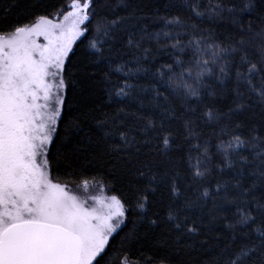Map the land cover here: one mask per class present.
Listing matches in <instances>:
<instances>
[{"label":"snow or ice","instance_id":"snow-or-ice-1","mask_svg":"<svg viewBox=\"0 0 264 264\" xmlns=\"http://www.w3.org/2000/svg\"><path fill=\"white\" fill-rule=\"evenodd\" d=\"M64 7L69 10H58L52 18L0 24V264H149L150 257L134 259L123 247L141 222L147 220L149 227L160 222L148 216L156 204L166 207L164 221L171 225L166 231L177 233V245L218 219L227 222L226 242L210 264H264V120L248 128L246 136L232 134L244 131L235 120L246 108L264 107V0H216L203 9L200 0H183L176 7L189 15L155 17L163 22L156 32L137 26L141 18L135 12L111 13L113 19L98 15V0H71ZM245 16L253 18L245 23ZM206 18L210 24L219 21L229 34L219 37L201 27ZM161 37L171 43L160 44ZM81 38L95 57L99 81L90 75L103 85L107 103L84 107L70 127L83 132L76 150L100 156L107 169L86 176L81 166L62 180L53 176L50 145L69 100V82L76 86L66 62ZM153 39L158 47H144ZM165 51L173 63L155 72L144 66L156 59L154 52ZM141 73L156 78L155 83H130ZM233 77L237 97L246 93L249 104H236L226 114L208 109V120L229 121L219 129L228 140L210 154L209 139L201 140L190 115L196 110L177 112L165 93L187 103L203 99L201 93L212 88L209 80L226 84ZM145 93L147 103L141 99ZM132 101L138 104L133 107ZM245 151L248 155L241 154ZM108 177L120 179L119 195H89L92 189L113 191ZM205 182L210 186L180 203L182 195ZM133 210L140 215L121 238L113 261V234L123 231ZM188 213L198 215L192 219Z\"/></svg>","mask_w":264,"mask_h":264},{"label":"trees","instance_id":"trees-1","mask_svg":"<svg viewBox=\"0 0 264 264\" xmlns=\"http://www.w3.org/2000/svg\"><path fill=\"white\" fill-rule=\"evenodd\" d=\"M70 0H0V24H18L29 23L34 16L49 15L50 18L57 14L58 10L65 11V5H68ZM183 0H98V15H108L109 19L114 17L111 13H115L116 16H125L128 12H135L137 17L141 19L137 21V26L148 25L149 32L159 31L163 27V22L154 19L155 17L175 16L180 15L182 18H186L189 13L185 9H180L176 6L181 4ZM202 9L207 7L209 3H214L216 0H200ZM127 6V7H125ZM171 6V7H166ZM8 11L5 12L4 9ZM253 17H243L244 22L247 23L249 19ZM93 25L95 19H93ZM220 22L208 23L207 18L201 25L203 28H212L216 31L217 36L226 37L229 33L224 30L223 27H218ZM227 21L224 22V26L227 25ZM164 31L178 32L181 29H164ZM175 39H188L187 37H175ZM82 41V42H81ZM170 41L160 39V44H168ZM88 40L81 38L73 47L70 52V61H67L68 70L72 73L70 80L76 81V86L69 82V88L67 90V96L69 97L68 103L63 111V119L58 125V135L54 138L55 142L50 145L51 155L49 160L53 166V176L60 177L62 180H67L68 177L64 174L71 172L74 169H79L81 166L87 169L82 173L86 176L94 175L97 171H100L103 167L107 169V165L103 163V159L98 155H93L90 151H77L76 149L81 145L80 137L83 132L77 133L70 127V122L84 107H90L95 104L104 105L107 103V93L101 83L93 81V75L95 80L99 81L100 73L95 72L96 67L92 61L95 59L90 54V50L87 47ZM146 48L158 47L155 39L146 41L144 44ZM155 60H150L145 67H151L152 72L160 68L161 65L173 63L174 57L169 52H154ZM131 54L124 57L125 60L130 59ZM187 59V57H184ZM119 62V61H118ZM129 67H136L135 63H130ZM179 71V69H177ZM93 74V75H90ZM123 77H121L122 79ZM156 78L144 76L140 74L139 79H133L130 83L139 85H145L149 83H155ZM235 78L226 84H221L215 80H209L208 83L212 85L210 90L202 92L203 99L192 98L185 103L181 97L175 94H168L169 100L176 107L177 112L183 111L185 107L194 108L196 111L194 114H190L195 123L196 131L200 132L201 140L209 139V151L210 154L216 153V145L221 141H227V135L220 134V125L229 123L227 119L220 121L208 120L205 115L208 109H213L217 113L226 114L230 109H233L236 104L243 103L249 104L250 98L245 95L243 97H237L236 88L234 83ZM162 92L163 88L160 89ZM241 92L245 90L240 89ZM141 99L147 103L149 94L145 93ZM132 106L135 107L138 101H132ZM264 120V107L259 104H254L245 109L239 119L235 120V123H242L244 125V131L233 132V135L246 136L248 128L253 125H259ZM176 127L181 133L183 129L177 122ZM232 125H230V128ZM186 135V133H183ZM190 143H196V141H190ZM242 155H248L245 151ZM215 162L219 163V156L215 158ZM218 175V174H217ZM215 176L209 178L211 180V186L215 184ZM110 184L113 187L114 194H120L119 189L122 188V183L118 177H108ZM209 183H202L198 190H193L185 193L180 197V203L182 204L185 196L188 198H195L199 191H203L204 187H209ZM211 201H209V205ZM153 213L156 216L153 217ZM167 209L165 206L156 204L150 206L148 216L152 218H159L160 222L157 225L148 226L147 220L141 222L137 226L134 236H129L127 244L123 247V251L132 255L135 258L150 257L149 264H160V260L167 257L166 264H210L212 258L215 256L218 247L223 245L225 236L228 235L226 229V221L218 219L212 228H202L200 235L193 239L181 238L179 245L176 244L174 236L177 233H168L166 229L171 227L168 225L164 218L166 217ZM140 215L139 210H133L128 212L126 226L123 227V231H119V234H114V239L111 240L112 248L109 250V256L113 261L116 260L113 255L114 250L121 248V238L125 237L132 231L133 220ZM188 215L195 219L198 214L188 213ZM256 225H254L255 227ZM194 241V242H193ZM186 244H191V247H186ZM143 264V261L141 262Z\"/></svg>","mask_w":264,"mask_h":264},{"label":"rangeland","instance_id":"rangeland-1","mask_svg":"<svg viewBox=\"0 0 264 264\" xmlns=\"http://www.w3.org/2000/svg\"><path fill=\"white\" fill-rule=\"evenodd\" d=\"M71 0L69 1L68 4H70ZM69 9L66 7L65 11H68ZM60 17L62 18V12L60 14ZM52 18V17H51ZM80 39H78L72 46V49L73 47L75 46V44L79 41ZM72 51V50H71ZM70 51V52H71ZM70 54V53H69ZM78 194H82V193H78ZM114 194L113 191H107V190H104V191H101L100 189H92L89 191V195H112ZM114 235V234H113Z\"/></svg>","mask_w":264,"mask_h":264}]
</instances>
